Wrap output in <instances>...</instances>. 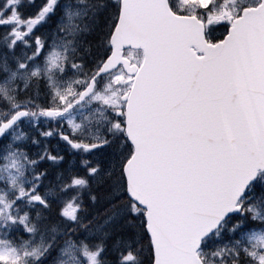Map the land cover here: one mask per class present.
<instances>
[{
    "label": "snow or ice",
    "instance_id": "6c2138e0",
    "mask_svg": "<svg viewBox=\"0 0 264 264\" xmlns=\"http://www.w3.org/2000/svg\"><path fill=\"white\" fill-rule=\"evenodd\" d=\"M0 264H264V0H0Z\"/></svg>",
    "mask_w": 264,
    "mask_h": 264
}]
</instances>
